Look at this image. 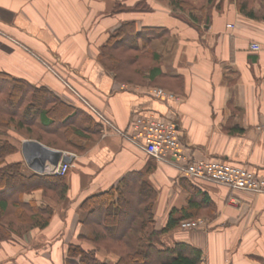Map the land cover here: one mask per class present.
I'll return each instance as SVG.
<instances>
[{"label": "crops", "instance_id": "1", "mask_svg": "<svg viewBox=\"0 0 264 264\" xmlns=\"http://www.w3.org/2000/svg\"><path fill=\"white\" fill-rule=\"evenodd\" d=\"M118 1L124 0H0V73L46 88L72 111L94 108L121 131L101 127L96 132L83 125L90 139L85 151L78 152L48 147L0 123V139L18 147L8 163L23 160L31 171L49 174L53 165L48 156L31 148L38 143L61 152L70 164L64 200L50 198L42 189L23 195L26 204L49 206L53 216L45 229L0 239V264H68L70 245L96 250L100 261L116 264L115 253L86 240L88 211L82 204L133 173H141L156 192L148 230L163 229L171 212L187 205L193 187L211 201L202 212L212 209V215L198 218L204 228H175L162 235L163 243L199 249L202 264H264V194L206 182L193 185L133 141V123L139 118L173 122L191 159L221 160L264 177V20L245 17L234 3H224L213 9L211 23L198 29L172 16L159 0H148L150 12L112 14ZM124 22H134L137 32L164 30L146 48L162 57L150 64L160 67L155 80L120 81L103 65L101 48ZM255 43L260 50H251ZM155 88L178 100L153 98ZM36 163L39 171L32 168Z\"/></svg>", "mask_w": 264, "mask_h": 264}, {"label": "trees", "instance_id": "2", "mask_svg": "<svg viewBox=\"0 0 264 264\" xmlns=\"http://www.w3.org/2000/svg\"><path fill=\"white\" fill-rule=\"evenodd\" d=\"M124 0L115 3L112 14L123 12H150L148 0H139L128 6ZM171 8L172 16L200 29L209 25L213 9L220 10L225 0H163ZM239 13L255 20H264V0H229ZM257 2L261 8H255ZM164 30L147 28L136 31L134 22H124L112 33L101 48L100 58L106 68L113 70L120 81L135 82L144 77L155 80L160 67H141L142 60L162 58L152 49H146L153 38L162 37ZM143 41V48L140 45ZM63 115V116H62ZM0 123L13 128L51 148L84 152L88 130L98 131L102 125L90 111H72L44 87L0 73ZM87 130V131H88ZM89 133V132H86ZM78 137L86 142L77 141ZM18 151L15 142L0 139V239L22 237L28 231L45 229L51 222L53 211L49 206L26 204L23 195L42 189L53 199L64 200L67 194L65 177L41 175L31 171L22 160L8 163L7 157ZM188 179V178H187ZM193 185L190 179H188ZM181 209L171 212L163 229L148 230L153 224L152 207L156 192L142 178L141 173L128 175L115 188L85 199L82 209L88 211L85 224L89 229L86 240L97 248L115 253L116 264H202V252L185 243L167 245L162 235L178 228L183 220L211 216L206 208L211 201L198 187ZM207 210L203 213V210ZM68 264H106L97 257L96 250H85L70 245Z\"/></svg>", "mask_w": 264, "mask_h": 264}, {"label": "built area", "instance_id": "3", "mask_svg": "<svg viewBox=\"0 0 264 264\" xmlns=\"http://www.w3.org/2000/svg\"><path fill=\"white\" fill-rule=\"evenodd\" d=\"M251 50H260L259 44H252ZM151 94L157 100L171 102L178 100L175 94L161 88L153 89ZM90 111L97 117L105 131L121 134V131L102 113L94 108H90ZM133 128L137 132L134 140L132 139L136 145L158 162L175 168L181 176L193 182H206L230 190L264 194V177L258 176L249 168L221 160L191 159L178 139L175 123L153 117L139 118L133 123ZM69 170L70 164L62 162L53 166L49 174L66 176ZM205 226L206 223L201 219H186L180 223L181 230H198Z\"/></svg>", "mask_w": 264, "mask_h": 264}, {"label": "water", "instance_id": "4", "mask_svg": "<svg viewBox=\"0 0 264 264\" xmlns=\"http://www.w3.org/2000/svg\"><path fill=\"white\" fill-rule=\"evenodd\" d=\"M31 148L33 149V151H35V153H45L48 158H49V162L53 165V166H57L60 162V160H62L63 162H68V157L67 156H63V154L61 152H57V151H53V150H47L46 148H43V146H41L38 143H31ZM24 153H25V147L23 149ZM37 165H33L32 164V168L35 171H39L38 170V163H36ZM42 171V170H40Z\"/></svg>", "mask_w": 264, "mask_h": 264}, {"label": "rangeland", "instance_id": "5", "mask_svg": "<svg viewBox=\"0 0 264 264\" xmlns=\"http://www.w3.org/2000/svg\"><path fill=\"white\" fill-rule=\"evenodd\" d=\"M158 2H160L162 5H164V6H167V7H169L168 6V4H167V2H165V1H163V0H159ZM224 3L225 4H227V3H231L229 0H225V2H223V4H222V6L224 5ZM170 8V7H169ZM255 8H257V10L259 11V9L261 8V6L257 3V2H255ZM171 9V8H170ZM151 62H152V58H147V57H145V59H143L142 60V62H141V64H139L141 67H143V66H146V67H149V66H151L150 64H151ZM161 89H164V88H161ZM165 90V89H164ZM195 219H198V218H195ZM178 229L179 230H181L180 229V226L178 227ZM187 231H190V230H187Z\"/></svg>", "mask_w": 264, "mask_h": 264}]
</instances>
